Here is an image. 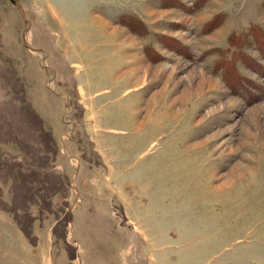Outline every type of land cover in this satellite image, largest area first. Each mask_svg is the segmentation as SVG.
<instances>
[{
    "label": "rangeland",
    "instance_id": "374dc122",
    "mask_svg": "<svg viewBox=\"0 0 264 264\" xmlns=\"http://www.w3.org/2000/svg\"><path fill=\"white\" fill-rule=\"evenodd\" d=\"M250 25L264 0H0V264H264V59L221 64Z\"/></svg>",
    "mask_w": 264,
    "mask_h": 264
},
{
    "label": "trees",
    "instance_id": "16d2710c",
    "mask_svg": "<svg viewBox=\"0 0 264 264\" xmlns=\"http://www.w3.org/2000/svg\"><path fill=\"white\" fill-rule=\"evenodd\" d=\"M250 35V38L256 43L258 52L262 54V59H264V32L258 25H250L248 30H246L245 33L240 34L238 32H235L231 34L229 37V48L232 47L231 54L228 56H225L223 58L224 62H221L222 65V71L223 68L226 66H234L235 67V60L240 57V60L244 56V52L242 51V47L244 44H250V40H248V36ZM247 55V54H246ZM248 57V56H247ZM257 69L255 68L256 72H262L263 68L260 66L259 63L254 64ZM239 77L240 74H239Z\"/></svg>",
    "mask_w": 264,
    "mask_h": 264
},
{
    "label": "crops",
    "instance_id": "0c3cea01",
    "mask_svg": "<svg viewBox=\"0 0 264 264\" xmlns=\"http://www.w3.org/2000/svg\"><path fill=\"white\" fill-rule=\"evenodd\" d=\"M78 89H79V93L81 95V103H82V106H83V110L85 112H92V111H95L97 110L98 106L105 103L106 100H98L97 99V96H94L95 94L97 93H102V92H105L106 90H108V88H103L101 90H96L94 91L92 94H87L84 90V87L80 84L78 86ZM86 94L88 95V97L86 96ZM93 113L91 115H89V118L87 120L89 121H92L93 120ZM94 143H95V140H93ZM102 159L103 162H107L105 160V158L103 157V155L100 157Z\"/></svg>",
    "mask_w": 264,
    "mask_h": 264
},
{
    "label": "bare ground",
    "instance_id": "6f19581e",
    "mask_svg": "<svg viewBox=\"0 0 264 264\" xmlns=\"http://www.w3.org/2000/svg\"><path fill=\"white\" fill-rule=\"evenodd\" d=\"M207 82V81H206ZM202 83V82H201ZM197 87H198V85H197ZM200 88H201V86H200ZM196 91H197V89H196ZM183 96V95H182ZM185 97V96H184ZM212 110V109H211ZM209 111V110H208ZM212 115V114H211ZM201 116V115H200ZM205 117L206 116H202L201 117V119H199V120H197V122H198V124H199V122H201V121H204V119H205ZM208 117H210V115L208 116ZM208 119V118H207ZM218 131H219V129H217ZM209 137V136H208ZM208 137H206L205 139H203L201 142H200V144L202 145V144H204V143H206L207 141H208ZM240 159V158H239ZM248 160V159H247ZM246 160H244V162H245ZM253 162V161H252ZM246 165V164H245ZM245 165H243V166H236V168L234 169V171H233V174L232 175H242V174H244V173H248L247 171H249L248 170V168L245 166Z\"/></svg>",
    "mask_w": 264,
    "mask_h": 264
}]
</instances>
